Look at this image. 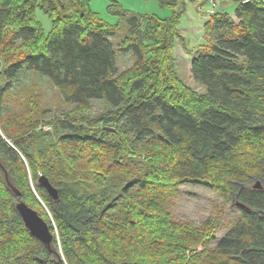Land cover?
<instances>
[{
	"label": "trees",
	"instance_id": "1",
	"mask_svg": "<svg viewBox=\"0 0 264 264\" xmlns=\"http://www.w3.org/2000/svg\"><path fill=\"white\" fill-rule=\"evenodd\" d=\"M90 1L0 0V264H264V188H252L264 180V0H233L234 17L215 10L200 43H183L200 90L174 52L185 4L200 0H158L165 18L117 10L120 38ZM112 37L135 56L122 70ZM187 183L245 205L216 244L218 216L170 213ZM18 200L47 222L49 245Z\"/></svg>",
	"mask_w": 264,
	"mask_h": 264
},
{
	"label": "rangeland",
	"instance_id": "2",
	"mask_svg": "<svg viewBox=\"0 0 264 264\" xmlns=\"http://www.w3.org/2000/svg\"><path fill=\"white\" fill-rule=\"evenodd\" d=\"M235 5L236 2L233 0H221L218 9H222L232 15ZM89 7L103 21L110 24H118L120 29L117 36L119 38L129 23L124 19H120L117 10L125 9L132 14H153L161 18L168 17L172 14L171 8L162 6L158 0H91ZM208 7V0H200L197 3L186 2L178 24V29L180 32H183V36L180 39L177 38L174 49L176 55L175 66L178 75L196 90H200L201 88L192 80L190 75L191 55L186 52L183 43L186 41L185 43L190 49L200 43L202 40L201 28L204 19L200 15V12L202 13ZM35 16L41 22L42 28L47 34L51 28L50 17L39 6L35 8ZM119 38L112 37L111 40L115 49L116 67L118 70H122L134 62L135 56L131 52L119 49ZM24 80L28 81L27 78ZM40 85L42 86L45 105L58 106L60 103L54 88L44 80L40 81ZM92 103L98 109L100 102L93 101ZM170 213L176 219L191 221L195 225L200 224L211 215L218 216L220 224L217 228L215 239L212 241V244H216L227 232L229 224L236 220L239 215V209L235 204L225 201L213 189L199 184L187 183L179 187L178 196L172 199ZM197 248L201 250V247Z\"/></svg>",
	"mask_w": 264,
	"mask_h": 264
},
{
	"label": "water",
	"instance_id": "3",
	"mask_svg": "<svg viewBox=\"0 0 264 264\" xmlns=\"http://www.w3.org/2000/svg\"><path fill=\"white\" fill-rule=\"evenodd\" d=\"M38 183L47 190L50 197L54 199L57 198L56 188L51 185V183L47 180L46 177L41 176L38 179ZM12 188L15 194L19 196L20 195L19 191L16 190L14 187ZM252 188L255 189L264 188V180L257 179L255 183L252 185ZM235 204L236 206L245 207V205L240 201H237ZM16 209L25 227L29 230V232L35 237H37L40 241H42L45 245H49L52 240V234L49 230L47 222L37 213V211L31 208L22 200L17 201ZM122 264H126V263H122Z\"/></svg>",
	"mask_w": 264,
	"mask_h": 264
},
{
	"label": "built area",
	"instance_id": "4",
	"mask_svg": "<svg viewBox=\"0 0 264 264\" xmlns=\"http://www.w3.org/2000/svg\"><path fill=\"white\" fill-rule=\"evenodd\" d=\"M208 1H209V7L205 11H203L202 13L199 10L200 15L202 17H204L203 22H204V20H206L209 17V15L211 13H213L215 10H219L218 6L221 2V0H208ZM243 1H247V0H243ZM199 9H200V7H199ZM203 15H205V16H203ZM232 16H233V14H232ZM202 26H203V23H202ZM202 30H203V27L201 28V32H202ZM180 34H181V36H183V32H180ZM176 40H177V38H176ZM175 58H176V55H175ZM190 61H191V58H190Z\"/></svg>",
	"mask_w": 264,
	"mask_h": 264
}]
</instances>
